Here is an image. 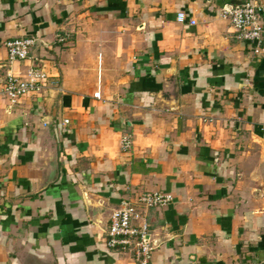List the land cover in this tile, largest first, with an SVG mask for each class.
Returning a JSON list of instances; mask_svg holds the SVG:
<instances>
[{"label": "crops", "instance_id": "0c3cea01", "mask_svg": "<svg viewBox=\"0 0 264 264\" xmlns=\"http://www.w3.org/2000/svg\"><path fill=\"white\" fill-rule=\"evenodd\" d=\"M243 1L0 0V264H136L107 226L154 191L150 264H264V40L220 15ZM32 69L46 84L11 104Z\"/></svg>", "mask_w": 264, "mask_h": 264}, {"label": "built area", "instance_id": "2783aa9c", "mask_svg": "<svg viewBox=\"0 0 264 264\" xmlns=\"http://www.w3.org/2000/svg\"><path fill=\"white\" fill-rule=\"evenodd\" d=\"M221 17L227 20L234 30L237 40L251 45L254 54L262 51L264 28L261 18L264 9L258 0H245L242 3L226 6L221 10ZM178 21L191 26L195 21L187 20L184 14L178 15ZM55 41L63 44L68 41V35H56ZM38 44L36 38H21L8 41L5 45L10 62H25L29 59L32 48ZM47 76L40 70L32 69L26 78L7 75L2 88V95L15 104L27 95L37 94L46 84ZM99 99V94H94ZM64 124L68 121L64 120ZM130 136L122 140V149L130 150ZM173 201L171 195L161 192H142L136 198L121 200L119 207L109 218L105 244L108 249L132 255L136 264H150L152 258V243L149 239V225L146 211L163 208Z\"/></svg>", "mask_w": 264, "mask_h": 264}]
</instances>
